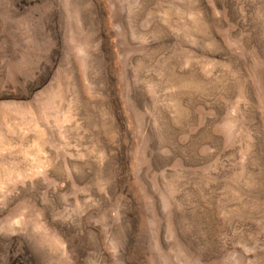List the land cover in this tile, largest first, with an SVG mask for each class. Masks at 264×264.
Segmentation results:
<instances>
[{
  "label": "rangeland",
  "instance_id": "374dc122",
  "mask_svg": "<svg viewBox=\"0 0 264 264\" xmlns=\"http://www.w3.org/2000/svg\"><path fill=\"white\" fill-rule=\"evenodd\" d=\"M0 264H264V0H0Z\"/></svg>",
  "mask_w": 264,
  "mask_h": 264
}]
</instances>
